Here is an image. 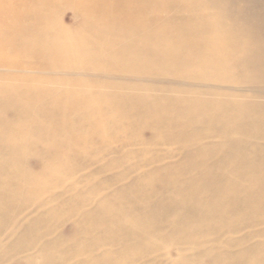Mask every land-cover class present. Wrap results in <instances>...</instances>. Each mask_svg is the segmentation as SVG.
Masks as SVG:
<instances>
[{"label": "rangeland", "instance_id": "374dc122", "mask_svg": "<svg viewBox=\"0 0 264 264\" xmlns=\"http://www.w3.org/2000/svg\"><path fill=\"white\" fill-rule=\"evenodd\" d=\"M84 1L87 0L77 5L75 0H37L19 5L17 15L7 20L12 27L5 25L7 17L0 19V118L6 119L0 134L4 140L22 141L15 150V159L23 162L27 170L47 173L45 178L28 182L29 190L25 188L26 194L10 207V213L24 221L33 219L43 205L45 214L25 229L28 236L35 229L56 237L73 233L79 217L77 210L62 206L79 200L83 204L78 209H88L89 201L80 199L87 189L95 201L97 196L108 193L102 188L106 178H113V182L109 181L112 185L122 165H136L124 160H144V169H154L179 159L178 154L184 150L175 143L178 136L174 130L163 128L165 133L160 135L159 125L145 123L150 116L143 120L133 117V124L123 121L129 115L122 107L126 99L135 102L153 95L170 97L174 88L187 95L211 88L237 94L264 88L257 73L241 68L233 60L234 56L245 59L256 55L253 45H263L253 40L264 34V13L259 18L254 15L247 0H182L186 9L182 13L168 9L167 1L159 4L163 0H128L127 8L108 12L93 10ZM114 5L121 8L117 0ZM132 22L140 23L142 30L151 29L146 39L157 41L149 46L156 52H152L151 60L139 63H127L121 58L113 61L119 51L103 27L121 29L120 25L132 26ZM96 25L103 31L96 32ZM144 38L142 34L140 40ZM143 42L139 43L141 50ZM122 44L120 49H126L128 43ZM169 47L181 62L166 60ZM228 52L232 54V68L224 67V59L217 57H227ZM159 79H165V83H158ZM103 94L116 98H110L108 104ZM41 98L48 100L41 105ZM128 112L142 115L141 108L129 106ZM38 121L45 123L41 126ZM67 134L70 138H63ZM77 134L83 138L74 139ZM200 138L206 141V136ZM136 152L142 156H129ZM74 159L79 163L61 162ZM120 160L125 163L116 162ZM75 165L82 169L75 171ZM99 169L100 176L88 179ZM93 184V190H89ZM123 184L126 183H120ZM63 193L67 197L62 201ZM53 199L54 204L46 205ZM57 204L59 208L54 209ZM99 225L98 237L90 240L105 244L107 239L101 237L104 224ZM12 231V227L4 226L2 235ZM26 245L21 243L15 248ZM18 255L20 251L12 249L3 258L7 264H18L19 260L13 258ZM68 255L64 262L79 259Z\"/></svg>", "mask_w": 264, "mask_h": 264}, {"label": "bare ground", "instance_id": "6f19581e", "mask_svg": "<svg viewBox=\"0 0 264 264\" xmlns=\"http://www.w3.org/2000/svg\"><path fill=\"white\" fill-rule=\"evenodd\" d=\"M81 1L75 0V4ZM113 1L87 0L84 3L100 12L127 8L128 0H117L121 8L113 6ZM164 1H167L168 9L177 13L186 11L181 5L182 0H163L159 4ZM247 1L251 12L259 18L264 13V3ZM36 2L0 0V19L7 17L6 25L10 17L17 15L19 5ZM132 23V26L120 25L121 29L102 26L108 30L106 36L111 37L119 51L113 61L121 58L127 63H139L151 60L152 52H156L149 50V46L157 41L146 39L151 29L142 30L140 23ZM94 29L103 31L97 25ZM126 33L125 38L118 37ZM142 34L145 40L141 41ZM143 41L145 45L141 44V50L139 43ZM253 42L263 44H252L258 51L256 55H248L245 59L234 56L233 60L241 68L257 73L261 79L256 77L264 84V34ZM122 43H128L126 49H120L124 47ZM146 49L148 53L150 51L149 56ZM173 50L172 47L166 50V60L180 61L178 55L171 54ZM122 51H126L125 57L120 55ZM227 54V57H217L224 59V67L232 68V54ZM157 82L165 83V79ZM174 90L170 97L153 95L135 102L134 99H126L122 107L129 115L123 121L133 124L136 122L133 117L143 120L150 116L145 123L159 125L160 135L165 133L163 128L174 130L178 136L175 143L184 150L178 154L179 159L154 169H144V160H124L136 165H122L123 169L115 175L112 185L109 181L113 182V178H106L102 188L105 192L108 190L107 194L92 201L88 189L86 195L83 191L80 199L89 201L88 209H78L79 204H83L79 200L62 206L77 210L79 215L71 234L60 233L56 237L50 232L40 233L37 229L30 232L32 235L25 234V229L45 214L43 205L31 220L23 221L10 213V207L26 194L25 188L29 190L28 182L45 178L47 173L27 170L21 164L23 162L15 159V150L20 148L22 141L4 140L0 134V264H7L3 256L12 249L20 251V255L13 257L19 260L18 264L20 261L23 264H264V88L251 94L211 88L187 95L182 90ZM101 97L109 104V99L113 100L116 95L103 94ZM47 100L41 98V105ZM129 106L141 108L142 115L129 113ZM0 119H4L0 120V126H5V117ZM40 122L41 126L45 123ZM31 124L35 123L32 121ZM202 135L206 136L205 142L200 138ZM63 138L70 137L67 134ZM81 138L79 134L74 137ZM129 156L142 155L136 152ZM68 161L75 162L76 159L61 162L71 163ZM75 167V171L81 168ZM100 175L99 169L93 171L88 179ZM119 182L126 184L120 185ZM93 187L94 184L89 190ZM35 190L36 187L32 193ZM66 197L67 193H63L62 201ZM55 202L53 199L46 205ZM59 206L57 204L54 209ZM97 215L99 218L95 220ZM100 222L104 224L105 232L101 237L107 239L105 244L90 240L99 230ZM4 226L12 227L13 231L2 235ZM21 243L27 244L26 247L15 248ZM69 253L79 259L64 262Z\"/></svg>", "mask_w": 264, "mask_h": 264}]
</instances>
